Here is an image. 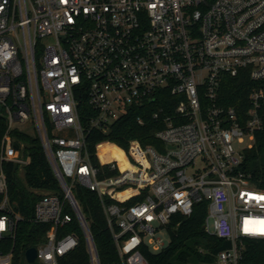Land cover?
<instances>
[{"label":"built area","instance_id":"1","mask_svg":"<svg viewBox=\"0 0 264 264\" xmlns=\"http://www.w3.org/2000/svg\"><path fill=\"white\" fill-rule=\"evenodd\" d=\"M229 77L253 82L242 111L223 98ZM152 105L157 146L102 141L95 166L91 131ZM0 116L1 163L25 180L21 134L38 137L60 186L35 204L32 221L48 225L35 261L59 264L74 251L76 224L90 264H101L77 184L98 193L119 264H148L145 250L166 247L160 233L174 215L203 202L206 231L232 243L216 264H240L244 239H264V189L241 169L264 128V0H0ZM15 206L0 168V264H14Z\"/></svg>","mask_w":264,"mask_h":264},{"label":"trees","instance_id":"2","mask_svg":"<svg viewBox=\"0 0 264 264\" xmlns=\"http://www.w3.org/2000/svg\"><path fill=\"white\" fill-rule=\"evenodd\" d=\"M252 87L253 82L246 77H229L224 81L222 95L228 104L235 105L242 111ZM160 101L166 107L165 113L172 114L174 97L166 92L163 93ZM155 106L152 105L149 112L132 109L118 119L106 133L99 129L92 130L87 140L88 148L92 152L93 164L99 167L96 145L102 141H111L127 148L130 140L138 139L143 146H157L155 132L160 126L152 115ZM81 114L84 117L83 105H81ZM139 116L144 117V124L138 122ZM5 129V119L0 116V149ZM21 137L27 142V149L31 155V163L26 167V179L23 180L19 176L18 167L12 162L0 161V168H3L7 175L11 200L16 203V210L23 215L16 234L14 264H29L25 258L26 250L42 242L48 230L47 224L32 221L35 204L41 196L40 191H57L60 186L40 139L24 134H21ZM108 148L112 150V155L121 161V166L127 167V161L121 151L110 147L108 143L101 146L102 151ZM101 157L104 159L103 152ZM241 169L250 176L252 184L264 189V128L256 132L253 147L245 150ZM74 192L89 222L101 264H119L118 251L108 228L98 193L80 184L75 186ZM207 213V204L203 202L197 204L189 216L180 213L174 215L169 225L170 243L156 253L145 250L148 264H216L218 254L231 248L232 243L206 231L204 223ZM74 229L80 234V243L74 251L62 257L59 264H90L86 241L76 224ZM69 230L70 228H67V231ZM32 264L42 263L35 261ZM240 264H264V239H244Z\"/></svg>","mask_w":264,"mask_h":264},{"label":"water","instance_id":"3","mask_svg":"<svg viewBox=\"0 0 264 264\" xmlns=\"http://www.w3.org/2000/svg\"><path fill=\"white\" fill-rule=\"evenodd\" d=\"M36 256H37V250L36 247H30L29 249L26 250L25 252V257L26 260L29 263H34L36 260Z\"/></svg>","mask_w":264,"mask_h":264},{"label":"rangeland","instance_id":"4","mask_svg":"<svg viewBox=\"0 0 264 264\" xmlns=\"http://www.w3.org/2000/svg\"><path fill=\"white\" fill-rule=\"evenodd\" d=\"M160 236L163 239L165 245L167 246L171 241L170 233L167 230H162V232L160 233ZM29 264H32V263H29Z\"/></svg>","mask_w":264,"mask_h":264},{"label":"bare ground","instance_id":"5","mask_svg":"<svg viewBox=\"0 0 264 264\" xmlns=\"http://www.w3.org/2000/svg\"><path fill=\"white\" fill-rule=\"evenodd\" d=\"M130 192H132V191L129 190V191H127V192L121 193L120 196H121V197H124V196L128 195Z\"/></svg>","mask_w":264,"mask_h":264}]
</instances>
